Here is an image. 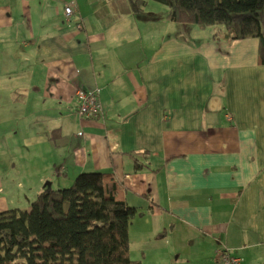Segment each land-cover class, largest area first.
<instances>
[{"label":"crops","instance_id":"crops-1","mask_svg":"<svg viewBox=\"0 0 264 264\" xmlns=\"http://www.w3.org/2000/svg\"><path fill=\"white\" fill-rule=\"evenodd\" d=\"M149 22L110 0H0V212L101 172L136 209L131 259L264 264L260 41ZM78 88L98 90L99 117L76 113Z\"/></svg>","mask_w":264,"mask_h":264},{"label":"trees","instance_id":"trees-1","mask_svg":"<svg viewBox=\"0 0 264 264\" xmlns=\"http://www.w3.org/2000/svg\"><path fill=\"white\" fill-rule=\"evenodd\" d=\"M110 1L130 13L147 0ZM154 1L167 7L171 21L223 26L231 40L258 38L264 63V0ZM116 186L105 173L85 172L69 186H44L28 210L0 212V264H141L129 256L128 227L136 209L119 198Z\"/></svg>","mask_w":264,"mask_h":264},{"label":"rangeland","instance_id":"rangeland-1","mask_svg":"<svg viewBox=\"0 0 264 264\" xmlns=\"http://www.w3.org/2000/svg\"><path fill=\"white\" fill-rule=\"evenodd\" d=\"M51 1H60V3L62 4V2L64 3L65 1H69V0H51ZM109 1V0H108ZM141 10L144 11L145 16L150 15L151 14V22H149V29L151 28L152 30V34H160V33H168V34H172V35H177V33H184V28L182 25L185 26L186 30H185V36L184 39L185 40H189L190 39V35H188V29L190 28L191 30V26L192 25H188V24H181L179 22H174L171 21L169 19H167V7L157 1L154 0H147L144 4V6L141 8ZM139 19H141L140 17L137 19V25L141 24L139 22ZM167 19V20H166ZM180 35V34H179ZM157 37V35H156ZM156 37H152L151 41H156L157 38ZM15 160V159H14ZM14 172V170L10 171V174L12 175ZM16 182V181H15ZM26 185V183H25ZM10 191H8L9 193ZM27 192V191H25ZM16 196L17 200L19 201V204L15 203L13 208H19L21 210H28L30 208V203L31 201H33L35 199L34 198H30V196L23 194L21 192H17L16 191ZM29 197V198H28ZM12 208V207H10Z\"/></svg>","mask_w":264,"mask_h":264},{"label":"built area","instance_id":"built-area-1","mask_svg":"<svg viewBox=\"0 0 264 264\" xmlns=\"http://www.w3.org/2000/svg\"><path fill=\"white\" fill-rule=\"evenodd\" d=\"M73 10L70 5L64 7V13L66 17L72 14ZM97 89L86 90L78 88L75 91V97L77 98L76 113L81 117L95 118L102 114V109L97 96ZM81 134V133H80ZM220 263L221 264H241L242 259L231 255L228 251H220Z\"/></svg>","mask_w":264,"mask_h":264}]
</instances>
